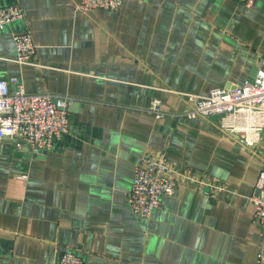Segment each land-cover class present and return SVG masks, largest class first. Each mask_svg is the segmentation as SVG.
Masks as SVG:
<instances>
[{"label":"crops","instance_id":"0c3cea01","mask_svg":"<svg viewBox=\"0 0 264 264\" xmlns=\"http://www.w3.org/2000/svg\"><path fill=\"white\" fill-rule=\"evenodd\" d=\"M81 1L0 0L25 13L0 30V78L74 99L69 132L48 153L0 139V264H56L67 250L85 264H255L264 141L247 149L221 133L218 116L179 115L184 93L256 76L264 0H123L119 12H84ZM25 31L35 64L13 60V34ZM155 98L165 118L148 111ZM159 150L176 179L192 170L207 182L180 183L142 218L127 193L137 159Z\"/></svg>","mask_w":264,"mask_h":264},{"label":"built area","instance_id":"2783aa9c","mask_svg":"<svg viewBox=\"0 0 264 264\" xmlns=\"http://www.w3.org/2000/svg\"><path fill=\"white\" fill-rule=\"evenodd\" d=\"M252 6L256 0H236ZM123 0H82L77 9L89 12L95 8L119 12ZM24 9L18 4L0 7V30L24 18ZM15 56L21 65L35 64L37 46L30 32L13 34ZM256 76L236 88H215L206 95L184 93L188 103L180 117L186 119L218 116L221 133L232 137L241 146L251 149L264 141V57L256 66ZM74 99L55 93H28L19 77L0 78V139H13L18 149L28 148L32 154L44 155L51 151L57 140L69 132V112ZM162 100L155 98L148 107L156 119L165 118ZM257 180L259 191L253 198L254 221L260 227V240L255 264H264V154ZM167 152L159 150L140 156L135 162L133 184L127 200L133 212L148 218L161 207L164 196L172 195L180 183L204 191L207 175L186 170L183 180L173 175ZM215 183V182H214ZM212 183L223 191L230 190L225 182ZM56 264H85L76 250L62 253Z\"/></svg>","mask_w":264,"mask_h":264},{"label":"water","instance_id":"95a60500","mask_svg":"<svg viewBox=\"0 0 264 264\" xmlns=\"http://www.w3.org/2000/svg\"><path fill=\"white\" fill-rule=\"evenodd\" d=\"M258 194H259V191H258Z\"/></svg>","mask_w":264,"mask_h":264}]
</instances>
